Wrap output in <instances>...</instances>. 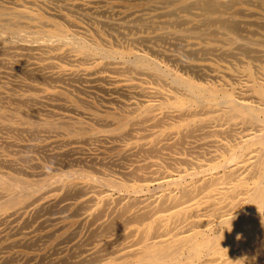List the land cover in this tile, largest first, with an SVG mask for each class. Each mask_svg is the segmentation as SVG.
<instances>
[{
  "label": "bare ground",
  "instance_id": "bare-ground-1",
  "mask_svg": "<svg viewBox=\"0 0 264 264\" xmlns=\"http://www.w3.org/2000/svg\"><path fill=\"white\" fill-rule=\"evenodd\" d=\"M128 1L145 8L130 25L96 20L78 1L51 13L46 2L0 0V133L14 135L0 136L1 146L85 152L98 142L123 160L149 156L111 177L91 165L93 173L51 168L37 178L49 171L21 165L34 158L0 152V225L18 228L77 195L62 206L89 227L75 264H264V60L249 56L263 51L264 0ZM79 80L109 98L97 107L76 95ZM40 131L54 138L18 139Z\"/></svg>",
  "mask_w": 264,
  "mask_h": 264
},
{
  "label": "rangeland",
  "instance_id": "rangeland-1",
  "mask_svg": "<svg viewBox=\"0 0 264 264\" xmlns=\"http://www.w3.org/2000/svg\"><path fill=\"white\" fill-rule=\"evenodd\" d=\"M28 1V0H27ZM38 1H42V2H46L47 4H49V6H51L52 7V10H51V8H45L46 10L45 11H48V12H51V13H53V12H55V9H60L61 8V6L63 5H67L68 3H71L72 1H78V2H80V3H83V4H86V5H88V6H91L93 9H95V12H96V14L99 16V18H98V16L96 15V20H105V18L106 19H109V20H112V21H117L118 19H120V20H122L123 22H125V23H129V25H130V22H131V20L133 19V13L134 12H137L138 10H144L145 8L143 7V6H139V7H137V8H133V9H131V7H130V2L128 1V0H105V1H103V0H57V3L59 4V5H54V4H56V1H54V0H52V3H51V0H38ZM88 1H90V2H88ZM95 1V2H94ZM53 4V5H52ZM61 5V6H60ZM118 5H122V7H118ZM56 6V7H55ZM58 6V7H57ZM114 6V7H113ZM123 6H124V8H123ZM53 8H55V9H53ZM107 9V10H106ZM120 9L122 10V11H124L125 13L124 14H121L119 11H120ZM101 14H100V13ZM104 12H106L105 13V15H104ZM141 12H146V11H141ZM148 12V11H147ZM115 13V14H114ZM102 14L104 15V17H102ZM127 14H129V15H127ZM107 15H109V17L107 16ZM115 15V16H114ZM127 15V16H126ZM126 16V17H125ZM102 17V18H101ZM110 17H111V19H110ZM123 17V18H122ZM122 18V19H121ZM128 19V20H127ZM162 19H164V18H161V20ZM82 20H83V22L84 23H87V27H92V26H94L95 24H94V20L91 18V17H88V19H86V18H82ZM90 20V21H89ZM92 20V21H91ZM100 27H101V29H103V26H101V25H99ZM105 28L106 27H104V30H105ZM106 30H107V28H106ZM105 30V31H106ZM133 30H135V31H133ZM143 30H144V32L145 31H152V30H146V28L145 29H141V30H139V31H137L136 29H130V31H127V32H130L129 34L130 35H132L133 33L134 34H137V33H142L143 32ZM133 31V32H132ZM137 31V32H136ZM140 31H142V32H140ZM162 42H159V44H161ZM164 44H166V45H164ZM162 45V47H163V49H173V50H175L174 49V47H168V45L169 44H167V43H162L161 44ZM263 48H261V49H263V51H261V53L259 52V53H251V54H249V56L250 57H253V56H255L256 57V60L255 59H253V60H251L252 61V64L254 65V64H259L260 63V60H264L263 58H264V56H262V55H264V46H262ZM178 48H176V50H175V52H179L180 51V49H178ZM243 58H244V56H243ZM159 60H164V59H166V58H162V57H159L158 58ZM245 60H250V58L247 56V58H246V56H245V58H244ZM257 59H259V61H257ZM165 62L166 63H168V64H170L172 67H176V64L173 62V61H170V60H168V59H166L165 60ZM204 79H208V78H204ZM85 82V83H84ZM233 82L234 83H236V84H239V82L238 81H236V80H233ZM74 85H76L78 88H79V91H78V93H75L76 95H79V96H81L82 98H84L85 100H87V101H89V102H91L93 105H95V106H97V107H101L100 105L102 104V98H109V94H106V93H101L102 91H100L99 92V90L97 91V89L95 88V86H93L94 84L93 83H90V82H86V81H83V80H79V81H77V82H74L73 83ZM64 86H67V85H65V84H63ZM84 86V87H83ZM80 90H82V91H80ZM82 94H81V93ZM105 94V95H104ZM98 95V96H97ZM90 97V98H89ZM121 97H123V96H121ZM96 100V101H95ZM27 106V107H26ZM24 108H26V109H29V108H31L30 106L28 107V105H25L24 106ZM31 109H33V107L31 108ZM46 109H48V107H46V106H44V107H42V111H40L39 113L41 114V116H43V114L45 113V111L44 110H46ZM86 110V109H85ZM98 127V126H97ZM99 128H101V127H99ZM44 131H40V133L38 132L36 135H34L33 136V134H31V133H28V132H26V134L24 133V134H21V135H19L18 136V139L20 140V141H23V142H26V144H28V143H36V144H43L44 142H45V140H49V139H51V138H54V135H55V133H51V134H49V133H47V132H44ZM8 134H10V135H8ZM26 135V136H25ZM28 135V136H27ZM38 135H39V137H38ZM53 137H52V136ZM0 136L2 137V139H8V138H10V137H14V135L12 134V133H6L5 131L4 132H2V133H0ZM21 136V137H20ZM40 136H41V138H40ZM48 136H51V137H49V138H47ZM29 137H31V138H29ZM33 137H34V139H33ZM36 137V138H35ZM46 137V138H45ZM64 138H66L67 136H63ZM25 138V139H24ZM26 140V141H25ZM129 141H131L130 140V138H125V139H123L122 140V142L120 141V142H118L119 144H124V143H128ZM117 143V144H118ZM2 144H1V141H0V152H1V154H3L4 156H6V155H8V157L10 156H16V155H18V156H20V154H22V155H26V156H30V157H32V158H34V159H32L31 161L30 160H26V161H22L21 162V165H22V167L25 169V171L27 170V171H33V172H39L40 170H43V171H45V172H48L47 174H45V175H40V176H38L37 178H46V177H48L52 172H54V171H50V169L52 168V169H60V170H64V171H66V170H79V169H84V170H87V171H89L90 173H93V168H91V167H98L99 168V166L101 167V169L106 173V175L107 176H109V177H111V175H115L116 174V172H114V170L115 171H120V170H123V169H125V170H127V169H129V168H131L132 166H134L135 164H136V160L137 161H139V160H141V159H145L146 157H149V156H145V155H143V154H140V153H137V155H136V153H134L133 155L134 156H137L136 157V159H135V157L132 155H129L128 157H125V159L123 160V158H121L120 156H118V154H117V152H116V150H112V149H110V150H104V149H102L101 147H102V145H100L98 142L97 143H95V145L93 144L91 147H90V149L89 150H85V152L83 151V152H73V151H68V152H66V150L67 149H69L70 148V146H66V145H60V146H50V147H48L47 149H27V150H24V152H22V153H15V151L12 149H10V148H6L5 146H1ZM66 146V147H65ZM6 148V149H5ZM14 148H16V147H14ZM57 148V149H56ZM10 149V150H9ZM5 150V151H4ZM9 150V151H8ZM47 152H46V151ZM94 150H96V151H94ZM34 151V154L33 153H29V152H33ZM36 151V152H35ZM41 154V155H39L38 154V152ZM41 151H42V153H41ZM63 151H65L66 153L65 154H59V155H62V156H59V158H58V156H56V155H54V154H58V153H61V152H63ZM11 152V153H10ZM70 152V153H69ZM15 153V155H12V154H14ZM45 153V154H44ZM76 155H75V154ZM102 153V154H101ZM82 154V155H81ZM85 154V155H84ZM89 154V155H88ZM92 154H94V155H92ZM39 155V156H38ZM54 155V156H53ZM68 155V156H67ZM18 156H16V157H18ZM53 156V157H52ZM56 156V163H55V159H51V158H54ZM69 156H71V157H69ZM46 157H48V160H46L47 158ZM67 157V158H66ZM114 157V158H113ZM44 158V159H43ZM76 158H78L77 160H76ZM83 159L84 160V158H85V162L83 161V160H81V159ZM95 158H96V162H94V163H91L90 161H92V159H94L95 160ZM112 158V159H111ZM42 159V160H41ZM51 159V160H50ZM60 159V160H59ZM62 159V160H61ZM70 159L71 160H73V161H70ZM91 159V160H90ZM106 159V160H105ZM118 159V160H117ZM126 159H127V162H126ZM68 160V161H67ZM76 160V161H75ZM99 160H101V161H99ZM114 160H116V161H114ZM120 160V161H119ZM128 160H129V162H128ZM134 160V161H133ZM28 161V162H27ZM65 161V162H64ZM75 161V162H74ZM113 161H114V163H113ZM133 161V162H132ZM54 162V163H53ZM68 162L70 163V164H68ZM110 162H111V165H110ZM119 162H121V163H119ZM124 162V163H123ZM26 163V164H25ZM30 163V164H29ZM33 163H40V164H42V166L44 167V168H33V166H32V164ZM77 163V164H76ZM88 163H89V165H88ZM108 163H109V166H108ZM117 163H119L120 165L118 166V164ZM58 164V165H57ZM86 165V166H84V165ZM94 164H97V165H94ZM104 166H103V165ZM54 165V166H53ZM71 165V166H70ZM75 165V166H74ZM77 165V166H76ZM92 165V166H91ZM99 165V166H98ZM106 165H107V167H108V169L106 168L105 169V167H106ZM117 167H116V166ZM28 166V167H27ZM68 166H70V167H68ZM91 166V167H90ZM111 166V167H110ZM112 166H113V168H112ZM88 167V168H87ZM6 168V169H5ZM91 168V169H90ZM110 169H111V171H110ZM2 170H5V171H11V169H8L7 167H4ZM24 171V172H25ZM110 171V172H109ZM11 172H13V171H11ZM114 173V174H113ZM132 179V178H131ZM72 196V195H71ZM75 196V197H74ZM74 196H72L71 198H69V197H65L62 201H61V203L60 202H58L57 203V205H55V207H53V208H50L51 209V211L50 210H48V212H46L45 210H43L42 212H40V213H38L36 216L34 215V217H31L32 218V220H33V218H36V220L34 219V221H35V223H33L32 222V220H31V218L27 221V222H21V225L18 227V228H20V229H18L17 227H16V223H11V224H9V225H5V224H2V225H0V263H2L3 264V262L6 260V256H7V264H24V261H25V264H40L41 263V261H42V263L41 264H43V262L45 263V264H59V263H65V264H70V262H72V263H74L76 260H77V257H78V255L82 252V249H83V247H85L86 245H84V243L85 242H87V240H86V237H87V233H88V230H89V227L88 226H80V225H77V224H73V222H71L72 221V219L73 220H75L77 217H72V215L74 214V213H72V212H70V211H67L66 209H62V206L64 205V204H66V203H73V202H75L76 201V199H77V195H74ZM73 197L75 198V200H73ZM70 199H71V201H70ZM78 199H79V195H78ZM64 200H66V201H64ZM60 203V204H59ZM49 209V208H48ZM57 210H59L57 213H56V211ZM61 210L63 211L64 210V212H61ZM49 211H50V213H49ZM66 211V212H65ZM44 212H46V213H44ZM59 212H61V213H59ZM42 213V214H41ZM43 213H44V215H43ZM48 213V214H47ZM56 213V214H55ZM71 213H72V215H71ZM51 214V215H50ZM68 214H69V218L67 219V220H65V221H63V222H60L59 221V219L57 220L56 218H60V217H62V216H68ZM43 215V217H41ZM41 218H40V217ZM46 217V218H45ZM54 219V220H53ZM43 220H44V223H43ZM45 220L47 221V222H45ZM49 220H53V221H49ZM31 224V222L33 223V225L31 224H29V223ZM39 222V223H38ZM39 224V226L41 225L42 226V228H39V226H38V224ZM62 227H61V226ZM28 226V227H27ZM47 226V227H46ZM12 227H13V229H12ZM38 227V228H37ZM61 227V228H60ZM78 229H77V228ZM86 227V228H85ZM88 227V228H87ZM5 228H7V229H5ZM17 228V229H16ZM44 228V229H43ZM60 228V230H58ZM75 228V229H74ZM84 228V229H83ZM5 229V230H4ZM22 229H24V230H22ZM42 229V230H41ZM74 229V230H73ZM4 230V231H3ZM20 230V231H19ZM58 230V231H57ZM79 230V231H78ZM87 232H86V231ZM8 231H9V234H8ZM15 231V232H14ZM23 231V232H22ZM28 233H27V232ZM33 233H32V232ZM74 231V232H73ZM11 232V233H10ZM14 232V233H13ZM18 232V233H17ZM54 232V233H53ZM86 232V233H85ZM5 233L6 234H8V236L7 235H5ZM26 233V234H25ZM75 233H77V236H76V234H75V236H73ZM83 233H85L84 235H83ZM12 234V235H11ZM16 234V235H15ZM45 234H46V236H45ZM52 235V236H50V235ZM79 234V235H78ZM5 235V239H4V236ZM49 235V236H48ZM65 235V236H64ZM12 236V237H11ZM44 236V237H43ZM84 236V237H83ZM22 237H24V238H22ZM46 237H48V238H46ZM83 237V238H82ZM64 238V239H63ZM67 238V239H66ZM19 239H20V243H19ZM22 239V240H21ZM27 239H29V240H27ZM40 239V240H39ZM84 239L86 240L85 242H83L84 241ZM18 240V241H17ZM26 240H27V243H25L26 242ZM63 240H65V241H63ZM41 241V242H40ZM46 241V242H45ZM58 241V242H57ZM61 241H63V242H65L64 244H63V242H61ZM69 243H68V242ZM71 241V242H70ZM75 241V242H74ZM10 242H11V244H10ZM12 242H14L13 244L15 245L14 247H12L13 246V244H12ZM17 242H18V244H17ZM35 242V244H38L39 246H37V245H33V243ZM45 244H44V243ZM78 242V243H77ZM57 243L59 244V245H57ZM66 243H67V245H66ZM76 243H77V245H76ZM7 244H9V245H7ZM23 244H25V245H23ZM29 244L30 245H32L33 247H29ZM55 244H56V246H55ZM61 244H63V245H61ZM76 245V246H73V245ZM78 244H80V245H78ZM27 245V246H26ZM54 245V246H53ZM61 245V246H60ZM82 245H83V247H82ZM8 246H11V247H9L8 248ZM22 246V247H21ZM34 246H37V247H34ZM72 246V248H70ZM77 246H79V249L78 248H76ZM2 247V248H1ZM25 247V248H24ZM54 249H53V248ZM4 248V249H3ZM10 248H11V250H10ZM26 248H28V249H26ZM30 248V249H29ZM60 250H59V249ZM70 248V249H69ZM76 248V249H75ZM34 249V250H33ZM36 249V250H35ZM51 249V250H50ZM65 249V250H64ZM69 250V251H68ZM5 253H4V252ZM7 251V252H6ZM57 251V252H56ZM63 251V252H62ZM74 253H76V254H74ZM15 252V253H14ZM47 252V253H46ZM55 252H56V254H55ZM78 252H79V254H78ZM46 254V255H44V257L46 258H41L42 257V255L43 254ZM58 253V254H57ZM59 253H61V254H59ZM12 254H14V255H12ZM18 254H19V256H18ZM42 254V255H41ZM51 254V255H50ZM66 254V255H65ZM68 254V255H67ZM32 255V256H31ZM37 255V256H36ZM40 255V256H39ZM50 255V256H49ZM69 255L71 256V260H70V258H69ZM73 255H75V257L76 258H74V256ZM29 256H31V257H29ZM34 256V257H33ZM36 256V257H35ZM47 256V257H46ZM49 256V257H48ZM15 257V258H14ZM40 257V258H39ZM57 257V258H56ZM21 258V259H20ZM29 258V259H28ZM63 260H62V259ZM66 258H68V259H66ZM5 259V260H4ZM10 259V260H9ZM49 259V260H48ZM61 261H60V260ZM3 260V261H2ZM31 262H30V261ZM39 260V261H38ZM12 261V262H11ZM14 261V262H13ZM17 261H19V262H17ZM37 261V262H36ZM47 261V262H46ZM49 261V262H48ZM54 261H55V263H54ZM58 261V262H57ZM64 261V262H63ZM11 262V263H10ZM16 262V263H15ZM40 262V263H39ZM51 262V263H50ZM61 263V264H62ZM71 263V264H72ZM4 264H6V261L4 262ZM75 264V263H74Z\"/></svg>",
  "mask_w": 264,
  "mask_h": 264
},
{
  "label": "clouds",
  "instance_id": "clouds-1",
  "mask_svg": "<svg viewBox=\"0 0 264 264\" xmlns=\"http://www.w3.org/2000/svg\"><path fill=\"white\" fill-rule=\"evenodd\" d=\"M224 228H227V227H224Z\"/></svg>",
  "mask_w": 264,
  "mask_h": 264
}]
</instances>
